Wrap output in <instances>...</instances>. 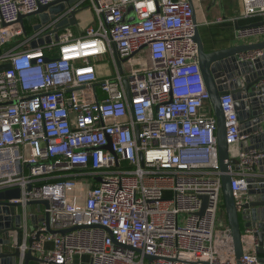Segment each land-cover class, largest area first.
<instances>
[{
    "label": "built area",
    "instance_id": "1",
    "mask_svg": "<svg viewBox=\"0 0 264 264\" xmlns=\"http://www.w3.org/2000/svg\"><path fill=\"white\" fill-rule=\"evenodd\" d=\"M57 1L0 0V65H10L0 72V192L22 191V254L39 264H236L230 228H219L217 120L190 3L77 0L28 36L19 17ZM242 4L263 24L237 39L263 37L264 0ZM85 9L88 25L59 30ZM221 106L227 143L239 147L231 188L250 217L264 152L242 134L232 94ZM32 201L49 207L29 211ZM255 232H244L241 264H264Z\"/></svg>",
    "mask_w": 264,
    "mask_h": 264
},
{
    "label": "water",
    "instance_id": "2",
    "mask_svg": "<svg viewBox=\"0 0 264 264\" xmlns=\"http://www.w3.org/2000/svg\"><path fill=\"white\" fill-rule=\"evenodd\" d=\"M193 9V23L195 25V42L198 46L199 65L204 78L206 88L210 94L213 106V113L217 120V141L219 163L222 174L223 200L227 211V222L233 241L236 264H241V257L244 254V232L248 229H255L253 237L258 241L257 254L264 263V225L259 226L258 222H264V201L254 200L255 196L264 195V159L255 168L258 178L252 180L256 187L249 191L250 202L243 209L250 213V217L239 212L234 194L231 188V166L234 164L230 157V147L226 140V121L221 106V97L232 94L235 100L239 121L241 122L242 134L249 135L248 143L251 148L264 152V42L237 45L229 49L207 52L202 41L196 16V9L193 0H187ZM77 0H60L47 6H39L38 10L29 15H21L18 22L24 25L30 18H37L38 23L34 30L38 31L49 24L56 16L64 13L66 9L74 5ZM132 7L129 11H132ZM78 11L72 12L70 18L59 28L75 26L78 24ZM133 18H130V21ZM263 24V23H262ZM6 26V24H3ZM256 26V25H253ZM262 52L263 55L255 57L254 54ZM252 56L254 58H252ZM9 64L0 65V72L8 70ZM247 144V142H246ZM31 188H28L30 191ZM21 189L15 188L0 192V264H30L40 262V259L31 252L22 254L20 250L22 217L20 210L22 204L15 203L21 199ZM28 210L33 207L42 206L48 208V201H32L27 204ZM207 206V197H203V208L199 213L202 216ZM48 222V216L44 218ZM247 222V223H246ZM35 224L32 218V225ZM50 233H57L49 229ZM66 231L60 232L65 234ZM150 261L156 260L146 256Z\"/></svg>",
    "mask_w": 264,
    "mask_h": 264
},
{
    "label": "crops",
    "instance_id": "3",
    "mask_svg": "<svg viewBox=\"0 0 264 264\" xmlns=\"http://www.w3.org/2000/svg\"><path fill=\"white\" fill-rule=\"evenodd\" d=\"M196 9L197 23L205 50L207 52L229 49L237 45H248L264 42V36L249 40H239L236 32L240 28L262 24L260 17L244 18L242 0H193ZM92 14L88 10L78 12L77 18L80 26L85 27L91 22ZM3 49V48H2ZM250 145V144H249ZM239 147L234 146L230 149L231 155L235 156ZM256 201H264V195L256 196ZM39 212V208H33ZM41 218V216L39 215ZM263 226V219L258 222ZM34 230V229H31ZM23 242L24 233L21 235ZM30 264H39L31 262Z\"/></svg>",
    "mask_w": 264,
    "mask_h": 264
},
{
    "label": "rangeland",
    "instance_id": "4",
    "mask_svg": "<svg viewBox=\"0 0 264 264\" xmlns=\"http://www.w3.org/2000/svg\"><path fill=\"white\" fill-rule=\"evenodd\" d=\"M37 21H38V19L34 17V18L27 19L26 23L30 24V25L32 24L33 25L32 27L34 28V26L36 25ZM103 69L106 70L105 68H103ZM227 226H228V222H222L220 224L219 228L220 229H223V228L225 229Z\"/></svg>",
    "mask_w": 264,
    "mask_h": 264
},
{
    "label": "trees",
    "instance_id": "5",
    "mask_svg": "<svg viewBox=\"0 0 264 264\" xmlns=\"http://www.w3.org/2000/svg\"><path fill=\"white\" fill-rule=\"evenodd\" d=\"M88 4L89 3H85V7H87L88 6ZM27 24V23H26ZM26 34L28 35V36H30L31 34H33V27L30 25V24H27V26H26ZM4 51V48L2 49H0V53H2ZM47 57H49V53L47 52Z\"/></svg>",
    "mask_w": 264,
    "mask_h": 264
}]
</instances>
